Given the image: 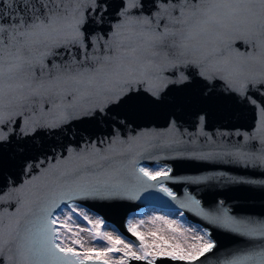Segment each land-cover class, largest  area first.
<instances>
[{
    "label": "snow or ice",
    "instance_id": "snow-or-ice-1",
    "mask_svg": "<svg viewBox=\"0 0 264 264\" xmlns=\"http://www.w3.org/2000/svg\"><path fill=\"white\" fill-rule=\"evenodd\" d=\"M145 159L264 174V0H0V264H264V217L168 186L264 180ZM150 189L203 226L91 211Z\"/></svg>",
    "mask_w": 264,
    "mask_h": 264
},
{
    "label": "water",
    "instance_id": "water-1",
    "mask_svg": "<svg viewBox=\"0 0 264 264\" xmlns=\"http://www.w3.org/2000/svg\"><path fill=\"white\" fill-rule=\"evenodd\" d=\"M213 123L215 124V120L213 121ZM244 123L246 128L250 130L252 127V121L249 119ZM144 164L171 165L174 168V173L181 178L195 176L204 172L224 171L227 174L233 176L247 175L252 179L264 180V174H261L259 171H256L253 174L252 170L246 171L242 168H234L228 165H222L218 168L211 169L199 167L189 162L163 159H145L141 161V165ZM168 186L172 187L179 196H183V191L185 188H187L188 191L192 192L197 196V198L202 199L207 204H212L216 200L224 199L227 205H231L242 216H253L256 218L264 217V188L260 186H256L250 192L232 191L224 186L213 188H198L196 185L179 183L169 184ZM89 207L91 208V202H89ZM146 207H154L156 209L162 210L179 209L175 205V203L169 200L168 197L164 196L163 193L150 189L143 192L139 200L128 202L127 207L120 209L119 211H113L108 208L102 207L92 208L91 211L98 213L100 216L105 218L106 224L110 225L111 227H115L116 230L119 233L123 234L126 238L134 240L135 238L130 237V234L126 232V218H128L130 214H133L136 211L146 209ZM181 210L185 213V218L188 221L195 224H202L198 217H195L192 213L187 212V210L185 209ZM216 238L218 240V243L222 246L221 251L229 248L243 246L239 242L234 241L223 233H218L216 235ZM132 264H142V262L133 261Z\"/></svg>",
    "mask_w": 264,
    "mask_h": 264
},
{
    "label": "rangeland",
    "instance_id": "rangeland-1",
    "mask_svg": "<svg viewBox=\"0 0 264 264\" xmlns=\"http://www.w3.org/2000/svg\"><path fill=\"white\" fill-rule=\"evenodd\" d=\"M150 169H153L151 167H149ZM179 212L178 210H173L171 209L170 211L168 210H162V209H156L154 207H146V209L140 210V211H136L133 214H130L128 217H136L137 219L139 218H143L145 220H151L153 217L155 216H164L168 219H178V220H182L185 223V226H193V227H197L199 226L198 224L195 223H191L190 221L186 220L183 217L178 216L176 213ZM108 230H115L117 233H119L115 227H111L110 225L106 224ZM126 238V237H125ZM128 239V238H126Z\"/></svg>",
    "mask_w": 264,
    "mask_h": 264
},
{
    "label": "bare ground",
    "instance_id": "bare-ground-1",
    "mask_svg": "<svg viewBox=\"0 0 264 264\" xmlns=\"http://www.w3.org/2000/svg\"><path fill=\"white\" fill-rule=\"evenodd\" d=\"M142 166H147V167H151V168H153V169H155V168H157L158 166H160L159 164H151V165H146V164H144V165H142ZM178 211H182L181 209H177ZM199 226H203L202 224H199V223H197ZM125 226H126V224H125Z\"/></svg>",
    "mask_w": 264,
    "mask_h": 264
}]
</instances>
